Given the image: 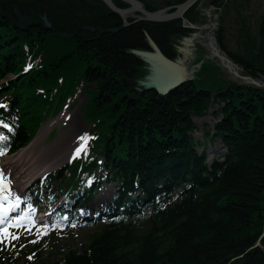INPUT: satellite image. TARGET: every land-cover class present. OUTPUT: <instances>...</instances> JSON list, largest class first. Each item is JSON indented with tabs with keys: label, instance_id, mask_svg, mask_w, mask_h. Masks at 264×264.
Wrapping results in <instances>:
<instances>
[{
	"label": "trees",
	"instance_id": "1",
	"mask_svg": "<svg viewBox=\"0 0 264 264\" xmlns=\"http://www.w3.org/2000/svg\"><path fill=\"white\" fill-rule=\"evenodd\" d=\"M3 6L10 10L18 6L33 15L45 8L56 29L36 25L22 32L0 17V78L22 71L25 44L36 55H44L40 66L10 85L15 86L14 103L23 114L16 144L27 142L48 111V100L35 94L34 87L55 86L63 75L61 89L72 93L85 78L97 84L87 108L88 120L101 131L97 147L109 162L118 160L127 184L138 177L148 195L162 192V202H170L172 196L157 187L160 178L169 187L181 180L184 189L187 180L192 181L189 175L202 181L167 207L156 204L142 225L131 219L112 222L82 248L64 251L61 263L37 264H264V247H252L264 231V88L233 81L208 85L192 81L166 96L151 92L129 101L125 94L132 86L122 75L141 76L142 62L127 51L148 47L147 30L170 53L172 36L184 34L176 27L181 21L140 22L92 39L97 34L85 32L83 25H122L121 17L100 0H0ZM196 14L193 8L187 15L196 20ZM223 30L219 39L226 48ZM60 32L67 36H59ZM260 33L253 60L236 57L255 77L264 75V20ZM64 55L72 58L66 60ZM214 104L219 106L214 113L223 114L216 129L230 154L220 167L208 171L190 133L196 129L193 118L207 114ZM8 264H18V259Z\"/></svg>",
	"mask_w": 264,
	"mask_h": 264
},
{
	"label": "rangeland",
	"instance_id": "2",
	"mask_svg": "<svg viewBox=\"0 0 264 264\" xmlns=\"http://www.w3.org/2000/svg\"><path fill=\"white\" fill-rule=\"evenodd\" d=\"M217 2L219 3L218 0ZM206 4L209 5L207 7L208 9L212 8L214 10L216 7H220L221 5L224 4L221 10H219L220 11L219 16L222 18L221 22L224 24V30H223L224 35H222V37L225 40V43L228 48L227 51L229 53L230 51L234 53H244V51L246 52V50H252V49L258 50L262 37L260 33V27L262 24V20L264 19V0H223L221 1V3H219V6H217L218 4H214L213 1L209 3H205V5ZM227 6L229 7L227 8ZM215 12L216 10L213 13ZM205 35H207L206 32H204V36ZM208 37L209 36H207V39ZM249 38H252L254 40L256 46L251 45V41L249 40ZM207 39L204 38L203 41L201 40V43L204 45H208ZM208 40L210 41V37ZM213 62L214 64L212 70L216 67L217 72H221V74L217 73L218 75H220L224 79H232V80L236 79V77L231 72V70H229L227 67L222 65L220 62H218L216 58H213ZM255 63L259 64L258 62ZM259 78H263V75L262 77ZM90 87L93 88V86ZM80 100L82 104L86 103V97H84L83 95L81 96ZM63 117L64 116L61 117L60 119L61 123L59 124V126H57L54 133H52L49 136L48 142L55 140L59 130L65 124V122L62 121ZM196 122L199 127V132L197 136L202 138V140H204L203 134L205 133L206 130L212 128L215 119L211 115H209L205 118L196 119ZM88 126L89 124L86 122L85 118L82 117V114L78 113L76 122L74 120L73 122L70 123L67 132L65 131L63 133V136L66 135L67 140L72 141L76 133H80L84 130H87ZM208 152L211 160L214 159L213 157L216 154L218 155L222 154V146L218 139L209 141ZM112 190H113V185L104 186L100 190V196L101 195L108 196ZM89 233L90 230L88 228H82L75 230L72 234H70L69 236L63 239L53 240V243L45 247V250H43L42 257L44 259L57 260L58 253L53 252V250L51 249L53 245H58V248L77 247L84 244L87 241L89 237Z\"/></svg>",
	"mask_w": 264,
	"mask_h": 264
},
{
	"label": "water",
	"instance_id": "3",
	"mask_svg": "<svg viewBox=\"0 0 264 264\" xmlns=\"http://www.w3.org/2000/svg\"><path fill=\"white\" fill-rule=\"evenodd\" d=\"M104 1L110 6L113 11L123 16H125L127 11L131 12L133 10H138L145 15V18H141L143 20L163 21L168 18L180 17L182 13L196 0H187L183 4L178 5L175 13L171 15H164L163 11L150 12L146 10L141 3L135 0H123L132 5L131 8L126 9L127 11L120 9L113 0ZM0 15L5 17L9 23L20 29H26L28 26L35 23L34 19L30 15H28L27 13H23L17 7L14 9V12L9 11L7 8H1ZM42 20L47 27H51L46 14L42 16ZM90 29L94 30V28ZM104 31L116 32L117 30L107 29ZM147 36L152 49L151 51H131V53L139 56L143 61L147 63L146 69L148 71L143 79H138L136 81L137 84L135 86V89L137 91V94L132 97L133 99H137L143 92L148 90H156L160 94H166L181 85L188 78L189 74L186 70V66L184 65V59L177 58L173 60L169 58L158 46V44H156V42L149 35ZM220 58L226 59L222 56ZM226 61L228 60L226 59Z\"/></svg>",
	"mask_w": 264,
	"mask_h": 264
},
{
	"label": "bare ground",
	"instance_id": "4",
	"mask_svg": "<svg viewBox=\"0 0 264 264\" xmlns=\"http://www.w3.org/2000/svg\"><path fill=\"white\" fill-rule=\"evenodd\" d=\"M107 34L111 35L112 33L108 32ZM211 50L215 51V44L211 47ZM248 52L250 55H254L258 53V50L253 49ZM46 135L47 131H42L28 148L7 159V170L10 172L13 170V173L17 174L20 185L28 183L36 176L32 174L33 170H37L36 172L51 170L64 160L68 145L57 142L53 147L44 146L43 143ZM188 178H190V175Z\"/></svg>",
	"mask_w": 264,
	"mask_h": 264
},
{
	"label": "snow or ice",
	"instance_id": "5",
	"mask_svg": "<svg viewBox=\"0 0 264 264\" xmlns=\"http://www.w3.org/2000/svg\"><path fill=\"white\" fill-rule=\"evenodd\" d=\"M28 67L30 68L31 65ZM0 107H4V105H0ZM0 125L7 128L9 131H12L11 126L4 124L3 121H0ZM5 139H7V137L0 134V141ZM90 139H92V137L88 136L87 133L79 137L80 145L75 150V156H79L81 153L87 151L88 141ZM0 154H3V152L0 151ZM12 195L10 182L6 181L3 172H0V224L4 225L3 227H0V244H4L6 242L10 243L12 240H18L20 238L19 235L10 231L13 227L17 229L25 228L29 232H31L33 227H35L37 229V238L41 235H47L50 230V226L48 224L38 225L31 212L23 213L15 218L9 217L8 214L19 207L20 204V197L15 196V199L13 200ZM31 242L35 243L36 241L33 240ZM29 258L31 259V257Z\"/></svg>",
	"mask_w": 264,
	"mask_h": 264
},
{
	"label": "flooded vegetation",
	"instance_id": "6",
	"mask_svg": "<svg viewBox=\"0 0 264 264\" xmlns=\"http://www.w3.org/2000/svg\"><path fill=\"white\" fill-rule=\"evenodd\" d=\"M211 1H214V0H211ZM211 1H209V2H211ZM204 9V8H203Z\"/></svg>",
	"mask_w": 264,
	"mask_h": 264
}]
</instances>
